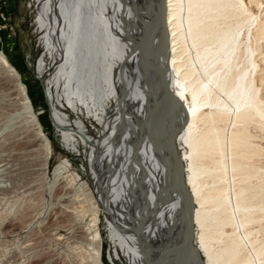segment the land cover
<instances>
[{"label": "bare ground", "instance_id": "obj_1", "mask_svg": "<svg viewBox=\"0 0 264 264\" xmlns=\"http://www.w3.org/2000/svg\"><path fill=\"white\" fill-rule=\"evenodd\" d=\"M161 2L37 0L42 53L36 68L52 123L88 174L82 187L96 205L87 227L98 244L94 264H103L99 211L129 264H264V238L255 245L245 229L264 205V171L251 160L261 148L249 131H264V0H164L165 29ZM0 69L19 90L20 104L12 108L0 89V198L9 199L18 191L22 152L37 141L46 161L51 151L26 88L2 52ZM21 117L35 128L33 139L24 134ZM170 130L175 149L176 142L185 149L181 157L176 151L183 200L200 228L195 244L194 230L183 239L188 222L177 189L179 165L164 134ZM67 162L56 165L53 183ZM228 173L244 174L241 182L259 180L253 191L232 186L231 194ZM247 189L254 214L241 196ZM212 239L224 246L215 250ZM246 244L252 253L243 254Z\"/></svg>", "mask_w": 264, "mask_h": 264}, {"label": "rangeland", "instance_id": "obj_2", "mask_svg": "<svg viewBox=\"0 0 264 264\" xmlns=\"http://www.w3.org/2000/svg\"><path fill=\"white\" fill-rule=\"evenodd\" d=\"M37 18V0H0V52L6 56L8 63L18 72L26 88V93L32 101L33 111L40 128L50 140L51 151L47 154L46 161V152L41 143L37 141L28 150L23 151L22 155L20 154L19 160L22 159L19 162L20 166H18L21 177L18 176L16 181L18 191L9 196L6 195L9 199L0 198V262L2 261V264H94L93 248L98 244L97 240L92 241L90 239L91 233L87 227L91 217H93L92 213L95 212L96 205L92 195L87 193L86 187H82V184L88 183V174L82 157L77 152L68 149L51 120L44 83L38 77L36 68L37 60L42 53V46L38 41L41 34L37 33L36 30ZM0 89L5 93L7 102L12 103V108L19 109V90L17 91L14 84L6 79L1 69ZM108 104L111 105L112 102L110 101ZM20 122L24 134L33 139L32 136L36 130L32 123L25 117H21ZM88 123L90 127L97 128L94 121ZM249 131L256 136L253 137V140L261 148V154L254 155L251 160L255 164L258 163V166L261 165L260 170L264 171V131L254 126H250ZM176 149L179 154L185 150L183 145L178 142H176ZM62 159H67V168L53 183L52 171ZM45 162L46 165H44ZM236 174L228 173L229 176L227 175L226 180L228 182L226 183L229 184H226V187L229 189L228 191L232 194V186H234L233 189L235 188L234 191H237L239 189L237 187L242 185L249 186L253 191L259 178L252 176L244 180L243 183L241 182L242 177H239L244 176V174L239 175L238 173L239 176ZM245 192L241 196L243 195L247 199L251 193L250 189L249 192L248 189ZM252 199L250 198L253 202ZM250 200H246L249 203L244 202L246 205L249 204L247 207L252 204ZM8 201H10V205L5 206L4 203ZM251 206L253 208V205ZM260 206L261 211L259 210L260 207H256L258 210L256 212L255 208L254 210L251 208L253 214L255 212L257 215L256 219L252 221L256 224L253 223L252 225L250 221L245 226L249 232V239L254 241L256 238L255 245H261L262 242L257 239L261 238L263 241L264 238L262 236L264 229L261 228L264 227L262 226L264 225V218L262 217V213H264L262 206L264 205L260 202ZM247 209L252 213L250 207ZM244 211L246 212V210ZM259 214L260 217H258ZM98 217L99 262L103 264H129V257L123 254L110 238L109 225L104 213L99 211ZM259 218L261 219L259 220ZM26 224L30 225L27 233L22 232ZM248 224L250 225L248 226ZM226 225L224 226L225 231L229 232L232 226ZM216 228L210 226L208 231L214 232ZM256 229L260 232L263 231L262 234L260 235ZM9 232L15 235L6 237ZM194 233H196L193 240L195 244L198 242L200 228L195 230L194 227ZM250 234L252 235L250 236ZM211 241L215 250L216 247L219 249L224 246L223 241L218 240L219 243L214 242L217 241L215 239ZM220 243L221 245L218 246ZM248 245L247 248L245 247L247 252L244 250L243 254H247L251 249ZM115 249H117L118 255L115 254ZM29 252H32V256L29 255ZM203 260L205 259L203 258Z\"/></svg>", "mask_w": 264, "mask_h": 264}, {"label": "water", "instance_id": "obj_3", "mask_svg": "<svg viewBox=\"0 0 264 264\" xmlns=\"http://www.w3.org/2000/svg\"><path fill=\"white\" fill-rule=\"evenodd\" d=\"M161 12H162V15H161L162 27L165 29L164 15H163V13H164V0H162V2H161ZM164 134L168 136L167 138L170 141L169 143H170V149H171L172 155L177 159V162H178V165H179L178 166L179 170H178L177 189H178V193H179V196H180V201H181V204H182V208L184 210V215H185V218L187 219V222H188L187 233H186V236L183 238V239H185L187 236L191 235L193 233V230H194L193 214H192L191 209H188V207H186V205L184 203V200H183L185 187H184L183 178H182V170L180 169L182 164L178 160V153H177V151H176V149L174 147V144L172 143L171 130L168 131V132L165 131ZM171 247L172 246L168 245V246H165L163 249L168 250ZM145 256H146V253H143L142 257L144 258Z\"/></svg>", "mask_w": 264, "mask_h": 264}]
</instances>
